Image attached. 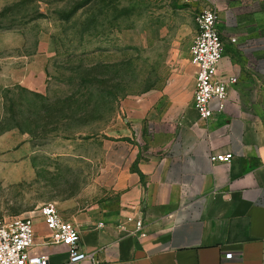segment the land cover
I'll return each mask as SVG.
<instances>
[{
    "label": "crops",
    "instance_id": "1",
    "mask_svg": "<svg viewBox=\"0 0 264 264\" xmlns=\"http://www.w3.org/2000/svg\"><path fill=\"white\" fill-rule=\"evenodd\" d=\"M209 3L225 42L218 77L237 78L226 109L200 118L188 53L147 115L100 139L93 190L53 203L95 264H264V0ZM229 152V163L210 159ZM133 214L143 235L126 222ZM34 218L33 251L67 264L66 246Z\"/></svg>",
    "mask_w": 264,
    "mask_h": 264
},
{
    "label": "rangeland",
    "instance_id": "2",
    "mask_svg": "<svg viewBox=\"0 0 264 264\" xmlns=\"http://www.w3.org/2000/svg\"><path fill=\"white\" fill-rule=\"evenodd\" d=\"M209 4L0 0V217L93 190L100 139L149 113Z\"/></svg>",
    "mask_w": 264,
    "mask_h": 264
},
{
    "label": "built area",
    "instance_id": "3",
    "mask_svg": "<svg viewBox=\"0 0 264 264\" xmlns=\"http://www.w3.org/2000/svg\"><path fill=\"white\" fill-rule=\"evenodd\" d=\"M217 21L216 11L200 10L196 15V34L189 49L190 63L196 69L193 106L203 120H209L226 109L230 86L237 83L236 77L222 80L217 74L225 47ZM232 157L230 152L215 153L210 159L212 162L229 163ZM38 212L50 232L49 243L66 246L67 264H95L92 255L82 248L78 227L65 220L55 204H43ZM34 217V213L27 216L0 217V264H48L46 254L33 251ZM126 222L134 223V233H145V223L141 216L129 215Z\"/></svg>",
    "mask_w": 264,
    "mask_h": 264
}]
</instances>
